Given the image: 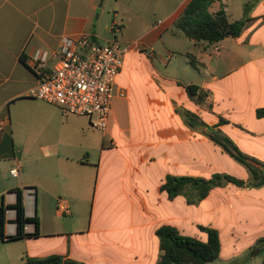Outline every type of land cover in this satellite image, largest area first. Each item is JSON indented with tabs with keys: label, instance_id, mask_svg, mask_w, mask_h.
<instances>
[{
	"label": "crops",
	"instance_id": "0c3cea01",
	"mask_svg": "<svg viewBox=\"0 0 264 264\" xmlns=\"http://www.w3.org/2000/svg\"><path fill=\"white\" fill-rule=\"evenodd\" d=\"M190 1L152 22L126 12L120 0H0V264L52 257L158 264L162 226L204 242L200 227L217 230L221 253L210 264L243 257L244 264H263L255 246L264 238V186L224 183L196 204L185 196L171 200L161 189L168 176L251 179L247 167L211 140L212 131L264 164V117L257 115L264 107V0L215 2L209 11L224 8L230 22L243 19L250 4L242 34L215 44L176 28ZM151 12L160 17L162 6ZM136 16L144 30L126 39ZM115 26L116 37L135 49L123 55L106 133L88 117L29 96L39 84L31 67L37 52H48L52 66L64 38L106 44ZM189 86L198 88L196 96ZM187 112L200 125L190 127ZM19 194L29 219L22 238H16ZM59 199L68 202L69 215L58 213Z\"/></svg>",
	"mask_w": 264,
	"mask_h": 264
},
{
	"label": "trees",
	"instance_id": "16d2710c",
	"mask_svg": "<svg viewBox=\"0 0 264 264\" xmlns=\"http://www.w3.org/2000/svg\"><path fill=\"white\" fill-rule=\"evenodd\" d=\"M218 1L222 0H191L183 14L177 20L176 28L182 30L185 35L197 42H207L208 44L218 43L226 38L239 37L247 22L249 6L245 5V16L241 20L230 22L224 8L215 14L209 9ZM193 65L197 64L196 58L188 54ZM187 91L191 96H196L198 88L189 86ZM205 95H199L198 101H204ZM259 118L264 117V107L258 110ZM188 125L192 128L200 125L196 116L186 113ZM215 144L221 146L223 150L233 157L240 164L247 167L251 174V179L247 182L239 180L230 175L215 174L211 178L195 177H174L168 176L162 185V191L166 192L171 200L178 196H185L190 204H196L204 200L210 191L224 183H233L243 188H260L264 186V164L243 154L238 147L227 137L213 132L209 135ZM251 162L257 163L260 167H255ZM17 210L18 236H25V225L29 219L25 216L22 196L19 194L18 202L15 206ZM4 211L0 212V228L3 233ZM201 231L208 236L206 242L182 235L176 228L162 226L157 230L162 251L158 264H210L220 257L221 240L219 232L208 227H200ZM255 250H261L264 254V238L260 239L255 246ZM24 264H82L75 261H64L60 257H52L43 260H28ZM264 264V259H263Z\"/></svg>",
	"mask_w": 264,
	"mask_h": 264
},
{
	"label": "built area",
	"instance_id": "2783aa9c",
	"mask_svg": "<svg viewBox=\"0 0 264 264\" xmlns=\"http://www.w3.org/2000/svg\"><path fill=\"white\" fill-rule=\"evenodd\" d=\"M116 28H112L114 40L106 44L89 37L64 38L52 66L48 52H37L31 67L39 77V84L30 90L29 96L68 114L88 117L94 128L106 133L117 77L124 65L123 55L135 49L116 37ZM119 96L125 98L127 92L120 91ZM57 211L61 216L69 215L68 202L59 199Z\"/></svg>",
	"mask_w": 264,
	"mask_h": 264
},
{
	"label": "rangeland",
	"instance_id": "374dc122",
	"mask_svg": "<svg viewBox=\"0 0 264 264\" xmlns=\"http://www.w3.org/2000/svg\"><path fill=\"white\" fill-rule=\"evenodd\" d=\"M183 1L184 0H120V5L123 7V9L126 12H130L129 9H133V11L139 12L140 15H144L145 18H147L148 20H151L152 22L153 21L156 22L159 19L164 18V13L170 11L171 8L177 6L178 4H180ZM112 2H113V4H115V1H112ZM158 5L162 6L163 13L160 15V17L159 16L158 17L151 16L152 9L154 8V6H158ZM111 14H113V13H111ZM129 14H132V13H129ZM136 17H134L133 20L127 25L128 29L125 31V38L126 39L134 40V39L138 38L144 30V27L141 24L137 23L136 19H138V17L137 18ZM111 23L112 22L110 20L109 22H107V25H105L106 34H109L108 30H109ZM125 27L126 26H124V28ZM120 39H123L122 36H120ZM244 261H245V257L238 259V260H235L234 263H232V262L230 263L229 259L226 260L225 262H229L228 264H244Z\"/></svg>",
	"mask_w": 264,
	"mask_h": 264
}]
</instances>
